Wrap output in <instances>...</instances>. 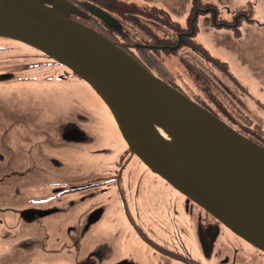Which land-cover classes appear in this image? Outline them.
<instances>
[{
    "label": "flooded vegetation",
    "instance_id": "obj_1",
    "mask_svg": "<svg viewBox=\"0 0 264 264\" xmlns=\"http://www.w3.org/2000/svg\"><path fill=\"white\" fill-rule=\"evenodd\" d=\"M42 1L49 4L48 0ZM64 1L72 7V12L68 13L71 19L108 38L151 74L264 147V142L259 140H264V120L258 116L257 110L260 102L251 98L252 89L247 84H260L261 77H256L258 72L255 70L246 71L242 64L247 75L242 80L206 45L197 39L193 44L188 43L186 39L197 34L193 27L197 15L193 23L188 17L189 31L181 27L174 46L160 47L153 39L139 40L138 29L126 24L127 27L118 17L115 21L105 15L127 14L118 8L123 0ZM208 4L211 6H207L205 13H211V22L217 25L212 27L213 30L226 35L238 34L237 37L243 34V23H237L236 14L232 19L218 18L215 5ZM143 7L152 12L169 13L156 4ZM237 10H242L241 14L245 11ZM104 11L105 14L102 13ZM246 18L250 27L254 19L251 16ZM247 34L249 36L250 31ZM0 39L13 41L23 46L25 51L36 52L43 58V61L33 64L49 70L40 84L50 88L46 95H54V91L57 92L65 83H86L40 51L16 40ZM171 46L176 48L170 49ZM179 48L189 49L185 52L186 56L204 74L205 80L202 81L206 86L210 83L216 86L233 105L231 110L220 101L215 105L204 100L199 102L186 94L174 78L167 80L149 64L150 52L176 51ZM0 49H6L2 51L4 53L9 52L4 46ZM2 62L5 61H0V67H10ZM210 63L214 68L222 67L220 71L227 80L213 71ZM33 64H24L19 70L0 71V84H22L18 76H24ZM20 87H23L24 101L19 100L18 92H13L15 89L19 91ZM11 89L7 91L10 97L6 103L0 98V264H264L263 251L232 233L202 207L150 171L131 153L119 130L116 142L108 143L112 148L110 150H116V153L111 160L112 166L106 169L94 161L98 154L104 158L110 152L107 148L74 154L76 159H81L82 165L78 160L62 158L60 151L75 148L76 145L85 147L88 144H83L92 141L78 122L79 112L70 108L73 106L70 94H66L70 106L62 107L54 114L48 107L40 106L31 112L37 105L28 96L34 92L28 91L24 85ZM259 89L264 91L262 87ZM34 94L40 95L37 92ZM32 115L35 117L30 118ZM245 118L249 123L245 122ZM255 124L260 130L253 126ZM114 126L117 130L116 123ZM73 167L81 171L73 174L70 172ZM143 180L145 183L142 184ZM151 189L157 191L152 193L151 202H148L153 203L152 213H141V199ZM106 194L115 197H103ZM109 213L114 214L120 223L108 219Z\"/></svg>",
    "mask_w": 264,
    "mask_h": 264
},
{
    "label": "water",
    "instance_id": "obj_2",
    "mask_svg": "<svg viewBox=\"0 0 264 264\" xmlns=\"http://www.w3.org/2000/svg\"><path fill=\"white\" fill-rule=\"evenodd\" d=\"M0 0V37L24 43L85 81L132 154L232 233L264 252V147L151 74L115 43L68 16L64 0ZM172 47L170 49H174ZM150 112L242 179L203 177L165 140Z\"/></svg>",
    "mask_w": 264,
    "mask_h": 264
},
{
    "label": "rangeland",
    "instance_id": "obj_3",
    "mask_svg": "<svg viewBox=\"0 0 264 264\" xmlns=\"http://www.w3.org/2000/svg\"><path fill=\"white\" fill-rule=\"evenodd\" d=\"M123 1V3L118 5V8H122V10H124L123 12H127V14L123 15L121 12L120 15L111 13L105 14V11L102 13L109 16L110 19L112 18L115 20L116 17H118V19H120V22H124L125 25H131L132 28L138 29L139 35L137 38L139 40H144L146 38L153 39V42L158 44L160 47L165 45L174 46L173 44L176 43L177 37L181 32V27L189 31V24L187 22L188 17L191 19V23H193L194 18L197 15V19L193 24L195 33L197 32V34L195 37L187 38L186 41L193 44L195 39H197L198 42L206 45L208 49L213 51L214 55H217L219 59L224 60L228 64L230 70L235 71L238 76L240 75V78L242 80H244L243 77L247 78L245 70L242 69V64L245 66L246 71L249 70L252 72L253 70H255L256 72H258L256 73V77H261V83L255 85L254 83L248 82L247 84L252 89V93H250L251 98L255 100V102H260L257 104V110L259 111L258 116L260 118H263L264 120V91L259 89L260 87H262L264 90V0ZM208 3L215 5L218 13V18L223 17L232 19L234 17L233 15L236 14V20L238 21L237 23H243V34H239V36L237 37L238 34L234 35L233 33H227L228 35H226L222 34L221 31L213 30L212 27H215L217 25H214L211 22L212 14L205 13V9L208 8L207 6H211ZM154 4H156L160 8L165 9L169 13H163L159 11L152 12L150 10H147L148 8L143 7L145 5ZM198 8L202 9V11L200 10L199 12L197 10ZM141 9L144 10L143 13H146L147 15H142L143 13L139 12ZM237 9H245V11H243V14H241L240 11L242 10L239 11ZM130 12L132 14H130ZM239 12L240 14H238ZM247 12H250L251 14L249 15ZM136 16H138V18ZM246 16H251V18L254 19V23L250 24V27L247 26L246 22L248 21ZM249 31L250 35L248 36L247 33ZM0 46L6 47L9 51L4 53L2 51L7 50L0 49V61L3 60L5 62H2V64L10 66L0 67V71L9 69L19 70L23 68L22 65L24 64L27 65V63L33 64L43 61V58L36 52L31 53L25 51L24 49H22L23 46L17 45L13 41L0 39ZM188 50L189 49L179 48L176 51L159 50L150 52L149 64L151 63V67L153 66L155 68V71H157L159 74L165 75L167 80L169 79V77L174 78V82L186 94L194 99L199 100V102H202V100H204L209 103L212 102L211 104L215 105L216 102L220 101L224 103V105L229 110H231L233 105H231L228 99L216 86L212 85L211 83L209 84V86L205 85V83L203 82L205 80L204 74L195 65V62H191L190 59L186 56L187 53L185 52H188ZM255 50L257 52H255ZM239 59L247 63H242L239 61ZM209 66L217 74L223 76V73L220 71L221 69H223L222 67L220 68L219 66H216L214 68L211 63ZM41 68L45 67L42 65L35 66L33 64V66L28 69L24 76H18V79L20 80V82H22V84L19 82L1 83L0 98H2V102L6 103V100L9 99L10 95L7 93V91H11V87L24 85L28 91L40 93V95L32 93L28 96V99L33 104L37 105L36 107L32 108L31 112H35L37 107L40 106L45 108L48 107L49 111H51V113L53 111V113L55 114L58 109L62 107L68 108L70 106V102H68L69 97H66V94L68 93L71 95L73 103V106H71L70 108L76 110V113L79 112L78 122L83 127V129L92 137V141L90 143L83 144H88V146L85 147H83L82 145H76L75 148L70 147L68 149H64L63 151H60V155L62 156V158H70L75 161L78 159H76L77 156L74 154L80 153L79 151L86 152L87 150H97V148H107V150H112V148L109 147L108 143L109 141L116 142L115 139H117L116 137H118L120 134L118 135V129L116 130V128H114L115 122L108 108L97 96V94L94 93V91L86 83H65L61 85V87H59L60 89L57 90V92L54 91V95H46L50 92V88L44 86L41 87L40 84L44 82L43 76L49 70L47 68L44 70ZM224 79L227 80L225 77ZM82 84L86 86H83ZM13 92H18L17 96L20 101L25 100V95L22 94L23 87H20L19 91L18 89H15L13 90ZM3 93L4 95L2 96ZM30 96L34 99L30 98ZM12 108L15 107L12 106ZM49 111H47L48 114ZM32 117L35 116L32 115L30 118ZM73 118L77 119L75 115H73ZM245 122L249 123L246 118ZM253 126L260 130V127H258L257 124ZM234 128L237 127L234 126ZM241 128L245 131H248V129L243 126ZM259 140L264 142L263 139L259 138ZM79 146L81 147L79 148ZM118 146H116L115 148H118ZM111 150L110 152L106 153L104 158L100 154H98L94 162L98 161L99 164H102L103 169H106V167L108 166H112L113 161L111 160H113V156L114 153H116V150ZM78 161L80 162L81 159H79ZM79 164L82 165L83 163L80 162ZM129 170H131V166L129 167ZM80 171V168L73 167L70 172L73 174H78ZM205 174L207 176H210L207 172H205ZM149 177H152V175L149 174ZM216 177L217 176H215V174H212L207 178H212L213 180H215ZM222 180L223 179L218 178L216 182L222 186V184L220 183L222 182ZM156 181L163 183L161 182V180ZM143 183H145L144 180L142 181V184ZM226 184L228 183H224L222 187H224ZM156 192V189H151L143 195V199H141L140 202L142 207L141 213H152L153 203L148 202H151L149 198L152 196V193L156 194ZM103 197L113 198L115 196L113 194H106ZM107 218H112L111 221L115 219L116 223H120V221H118V218L114 214L112 215L109 213Z\"/></svg>",
    "mask_w": 264,
    "mask_h": 264
},
{
    "label": "bare ground",
    "instance_id": "obj_4",
    "mask_svg": "<svg viewBox=\"0 0 264 264\" xmlns=\"http://www.w3.org/2000/svg\"><path fill=\"white\" fill-rule=\"evenodd\" d=\"M255 52L257 51L255 50ZM146 114L149 119L157 122L159 125H161L162 128L166 130L165 132L163 129L161 130L159 128L161 130V135L165 138L167 143L203 177L206 178L207 175L205 174V172H207L210 176L212 174H215V176H217L215 180H218V178L223 179L222 182L224 183L242 179L241 174H239L236 169L234 170L233 168L227 166L219 160L209 156L207 153L199 149L187 138L182 136L175 129H173L167 123L163 122L154 114L150 112H147Z\"/></svg>",
    "mask_w": 264,
    "mask_h": 264
},
{
    "label": "trees",
    "instance_id": "obj_5",
    "mask_svg": "<svg viewBox=\"0 0 264 264\" xmlns=\"http://www.w3.org/2000/svg\"><path fill=\"white\" fill-rule=\"evenodd\" d=\"M142 15H147L146 13H143ZM161 20H163V19H161ZM172 22V21H171Z\"/></svg>",
    "mask_w": 264,
    "mask_h": 264
}]
</instances>
